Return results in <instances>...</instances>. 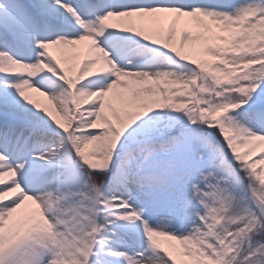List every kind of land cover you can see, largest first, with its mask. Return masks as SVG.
Returning a JSON list of instances; mask_svg holds the SVG:
<instances>
[{"label":"snow or ice","instance_id":"snow-or-ice-1","mask_svg":"<svg viewBox=\"0 0 264 264\" xmlns=\"http://www.w3.org/2000/svg\"><path fill=\"white\" fill-rule=\"evenodd\" d=\"M0 264H264V0H0Z\"/></svg>","mask_w":264,"mask_h":264}]
</instances>
